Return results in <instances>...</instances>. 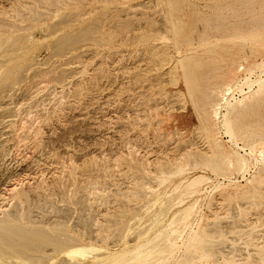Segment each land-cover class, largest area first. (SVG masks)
<instances>
[{
  "label": "rangeland",
  "instance_id": "1",
  "mask_svg": "<svg viewBox=\"0 0 264 264\" xmlns=\"http://www.w3.org/2000/svg\"><path fill=\"white\" fill-rule=\"evenodd\" d=\"M0 1L2 10H0V18L9 22L8 33L13 39L24 38L28 42L29 58L31 59L34 53L37 64L33 65L34 69L29 67L30 71L24 69L27 67L25 64L22 65L20 71L24 69L22 72L24 79L22 78L14 87L16 89L6 90V95L0 92V197L2 199L7 197L4 201L0 198V221L9 219L13 225L22 227L21 229L26 232L44 231L53 238V241L44 240L38 243L39 245L33 244V247L30 245L31 248L30 246L26 248L25 244V249L19 244V240L14 243L16 250L9 245L4 246L0 251V264H59L64 262L63 259L69 264L71 260L64 250L70 246L93 245L99 250L90 254L92 256L97 253L116 252L125 247L132 248L137 241L144 242L146 239L156 237L157 234L171 233L172 237H176L177 242H175L174 255L172 254L173 257L170 255L167 264H178L181 259L183 264L184 260L188 261L190 254L186 252L187 248L185 249L183 244L177 248L180 240L181 243L189 242L190 234L208 232L207 235L211 233L212 236L213 232L209 231L210 229H215L214 232L219 234L217 237L225 238L226 241L222 240L223 243L219 241L221 239L216 240L214 233L213 239L216 238L214 240L217 242L212 251L206 253L208 256L205 253L192 252L195 257L193 262L191 260L192 264L264 263V222L262 223L264 202L261 199L264 198V178L261 185H258L259 188L263 187L260 188L261 190L258 189L259 192L261 191V198L259 195L255 198L248 194L255 186L253 176L260 173L262 165L256 162L258 152L254 151L251 156L247 154L250 149L245 146V141H239V148L230 142L222 124L220 125L221 117L216 120V124L211 121L215 139L223 149H236L240 154L247 156L251 162L247 171L239 172L237 175L228 174V177L211 173L212 179L208 186L205 185L199 193H196L199 196L197 197L196 194L187 196L181 204L178 203L179 194L173 192L181 177H171L167 181L168 179L162 180L164 176L160 175L168 174L176 165L188 159L190 151L210 153L211 150L210 143L199 128L201 122L193 104V94L197 88L193 87L191 90L187 88L190 77L213 73L226 57H237L239 61L242 57L248 60L249 67L260 64L255 70L258 72L252 73V80L264 78V28L260 31L248 30L249 23L245 21H248L251 15L245 6L247 0H244L246 2L240 0V4L241 1L244 2V5H240L241 9L236 6L239 5L236 4L239 2L237 0L235 3L234 0H27L28 3L26 0ZM16 2L18 4L15 6ZM229 2L234 5L231 6ZM227 3L230 5L228 8L235 6L236 9H240L239 12L243 13L244 10L246 13L244 12L242 17L239 12L238 15L231 13V10L229 12L230 8H224ZM214 6L218 10L212 9ZM222 11L224 17H219L218 13ZM199 12L210 16V23L198 21ZM225 13H228L227 17ZM64 16L65 19L69 18L68 21H72L66 23L63 21ZM181 17L188 22L185 29H181ZM235 17H239L242 21L239 22L240 19ZM231 18L232 21L229 20ZM153 20L160 22L158 21V25L154 27ZM228 23L232 26L242 24L241 27L246 29L244 31L232 29V31L229 28L232 26ZM96 24L100 25L94 30L96 34L92 32L93 34L85 37V39L94 38L95 42L94 39L92 41L84 39L85 42L83 40L76 46H70V50H65L68 55L64 52L63 56L61 53V55H51L53 49L50 45L53 39L73 29L69 34L74 35L79 33L80 29ZM206 25H211L213 28H207L203 32L202 27ZM219 25L222 27H218ZM159 26L161 29L153 38L148 41H138L139 33L151 28L156 31ZM223 26H228L229 29L226 27L224 29ZM50 30L54 32L53 35L48 32ZM260 32L262 34L258 35ZM28 36H30L29 41H27ZM99 37L103 38V41ZM185 38L189 41H184ZM100 40L102 42L99 43ZM232 44L237 46L233 47ZM176 47L178 49H175ZM241 47L245 50H240ZM45 53L47 57L44 56ZM38 54L40 58H37ZM79 54L84 58L83 56L78 58V64L74 56ZM45 57L46 59L40 60ZM29 58L27 60L31 61ZM19 60L21 61V58ZM54 60L56 71L59 73L65 62L71 63L64 66L68 70L60 82L50 79L51 75L57 74L55 70L45 75V78L43 76L45 73H41V70L50 72L49 69L54 66L53 63L55 64ZM62 61L63 65L59 64ZM166 61L169 64L166 65ZM187 61L191 63L187 64ZM39 72L45 85L48 83L47 86H43L40 75H37L38 78L34 76ZM238 74L239 77L250 75L243 71ZM36 79L39 80L38 86H40L37 88ZM44 79H47L46 82ZM49 79L51 82L48 81ZM24 84L28 87L25 88ZM257 85L258 83H255L251 89L255 91ZM240 86L245 92L249 91L248 85L240 82L229 95V99L235 101L243 97ZM261 98L264 100L263 96ZM251 105L252 108L246 110L242 118L243 124L264 130L258 123L259 119H264V104ZM11 106L14 108L17 106L15 108L17 111ZM222 112H225L224 108ZM14 133L18 134V137L15 138ZM255 164L256 168L253 166ZM197 172L204 173L202 169H198ZM160 179L162 182H159ZM13 185H17L16 187L26 196L24 194L19 198L11 194L9 190ZM196 197L198 198L196 210L184 223H177L175 227H179V230L173 232L167 223L180 209L197 199ZM252 198L256 199V203ZM234 227L241 233L237 231L238 234L235 233ZM246 232L247 234L251 232V236H247ZM185 238L189 239L185 240ZM252 240H254L253 244H249ZM25 241L24 243L28 242ZM57 241H62L64 244L58 246L55 244ZM188 242L185 244L186 247ZM216 248L223 252L217 251ZM214 249L218 252V259L215 258L217 252L212 255ZM17 250H26V253H18ZM219 252L223 253V256ZM192 255L189 259H194ZM228 257L233 258L229 261ZM187 263L189 264L184 262Z\"/></svg>",
  "mask_w": 264,
  "mask_h": 264
},
{
  "label": "bare ground",
  "instance_id": "2",
  "mask_svg": "<svg viewBox=\"0 0 264 264\" xmlns=\"http://www.w3.org/2000/svg\"><path fill=\"white\" fill-rule=\"evenodd\" d=\"M11 1H13V0H11ZM16 1V0H15ZM15 1H14V3H15ZM75 1V0H74ZM165 1V0H164ZM197 1V0H196ZM223 1V0H222ZM237 1H239V2H237ZM236 2V4H238L239 3V5H236V6H238V8H240L241 9V6L240 5H242L244 2H246V1H244L243 3H242V1H241V4H240V0H237ZM1 2V1H0ZM5 2V1H4ZM18 2V1H17ZM16 2V4H15V6L18 4ZM26 2L28 3V1L26 0ZM51 2V1H50ZM151 2V1H150ZM202 2V1H201ZM232 2V1H231ZM3 3V2H2ZM1 3V4H2ZM154 4L155 3H157V2H153ZM218 3V2H217ZM221 3V2H220ZM230 3V2H229ZM229 3H227L226 5V7H224V8H228V6H230V5H228ZM233 3H235V0H234V2ZM69 4V3H68ZM230 4H232V3H230ZM246 4V3H245ZM7 5V4H6ZM141 5V4H140ZM143 5H145V3L143 4ZM142 5V6H143ZM194 5V4H193ZM218 5V4H217ZM234 4H232L231 6H233ZM244 5V4H243ZM2 6H3V4H2ZM25 6V5H24ZM39 6V5H38ZM155 6V5H154ZM153 6V7H154ZM195 6V5H194ZM246 6V8H247V12L251 15V16H249L248 14V18H247V16H245L246 14H244V16H245V18H247L248 19V21H245V22H248L249 24V27H248V30L249 31H260L261 29H263L264 28V0H247V4L245 5ZM244 6V7H245ZM4 7V6H3ZM28 7H29V5H28ZM34 7H35V9H36V6H35V4H34ZM144 7V6H143ZM147 7V6H146ZM145 7V8H146ZM152 7V8H153ZM218 7V6H217ZM221 7V6H220ZM222 7H223V5H222ZM243 7V6H242ZM5 8V7H4ZM8 8H9V6H8ZM17 8H19V7H17ZM17 8H16V10H17ZM26 8V7H25ZM59 8V7H58ZM136 8V7H135ZM155 8V7H154ZM180 8H181V6H180ZM186 8V7H185ZM193 8V7H192ZM216 7L214 6V8H212V9H215ZM219 8V7H218ZM230 8V9H229ZM228 9H229V12H230V10L232 11L231 13H233V14H237L238 15V12L240 11V9H236L235 8V6H234V8H231V7H229ZM29 9V8H28ZM34 9V10H35ZM50 8H48V10H49ZM183 9V8H182ZM191 9V8H190ZM217 9V8H216ZM236 9V10H235ZM242 9H245V8H242ZM1 10V9H0ZM179 10H181V9H179ZM209 10V9H208ZM218 10V9H217ZM221 10V9H220ZM219 10V11H220ZM225 10H227V9H225ZM224 10V11H225ZM2 11V10H1ZM10 11H11V9H10ZM38 11V10H37ZM58 11V10H57ZM211 11V10H210ZM216 11V10H215ZM219 11H216V12H219ZM30 12V11H29ZM39 12V11H38ZM188 12V11H187ZM227 12H228V10H227ZM243 13L245 12L244 10L242 11ZM58 13V12H57ZM156 13V12H155ZM223 11H222V13H218V15H219V17L221 16H223ZM241 15L243 14V13H241V12H239ZM246 13V12H245ZM12 14V13H11ZM16 14H17V12H16ZM18 14H19V16H20V13L18 12ZM35 14H36V12H35ZM41 14V13H40ZM42 14H44V13H42ZM199 16H198V21L199 20H203V21H206V22H209L210 23V20H211V17L210 16H208V15H204V14H202L201 12H199ZM28 15H31V14H29L28 13ZM38 16H39V14H37ZM152 14H150V16H151ZM227 15H228V13L226 14L225 13V16L227 17ZM230 15V14H229ZM241 15H240V17H241ZM6 16H7V14H6ZM26 16H27V14H26ZM72 16V15H71ZM76 16H78L77 14H76ZM137 16V15H136ZM150 16H148V17H150ZM160 15H158V17H159ZM195 16V15H194ZM22 17V16H21ZM75 17V16H74ZM213 17V16H212ZM216 17V16H215ZM224 17V16H223ZM232 17V16H231ZM242 17H243V15H242ZM251 17V18H250ZM31 18V17H30ZM55 18V17H54ZM53 18V19H54ZM57 18V17H56ZM76 18V17H75ZM74 18V19H75ZM133 18V17H132ZM150 18H152V17H150ZM155 18V17H154ZM159 18H161V16L159 17ZM182 18V17H181ZM237 18H239V17H235V19H237ZM19 19V18H18ZM17 19V20H18ZM64 19V20H63ZM62 20L63 21H68V19L69 18H67V19H65V16H64V18H63ZM70 19H73V18H71L70 17ZM73 19V20H74ZM220 19V18H219ZM232 19L233 18H231V19H229V20H231L232 21ZM234 19V20H235ZM240 19V18H239ZM238 19V20H239ZM10 20V19H9ZM21 20V19H20ZM32 20V19H31ZM55 20V19H54ZM76 20V19H75ZM226 20V19H225ZM228 20V21H229ZM238 20H236V21H238ZM246 20V19H245ZM22 21V20H21ZM42 21V20H41ZM63 21H61V23L63 22ZM72 20H70V21H68L69 23L71 22ZM159 22H160V20H158ZM158 21L157 20H153V22H152V25L155 27V26H157L158 25ZM181 21V29L183 28V29H185L188 25H187V21L185 20V19H181L180 20ZM216 21H217V19H216ZM215 21V22H216ZM223 21H224V18H223ZM240 21H242V19H240L239 20V22ZM244 21V20H243ZM64 22V23H65ZM99 22V21H98ZM218 22V21H217ZM227 22V21H226ZM244 22V23H245ZM53 23V22H52ZM63 23V24H64ZM67 23V22H66ZM73 23V22H72ZM116 23L117 22H115L114 24L116 25ZM212 23V22H211ZM219 23V22H218ZM230 23V22H229ZM229 23H228V25H229ZM20 24V23H19ZM114 24H113V26H114ZM206 24V23H205ZM223 24V23H222ZM231 24H232V22H231ZM8 25H9V22H7L5 19H2V18H0V92L2 93V92H4V94H2V95H6V90H11V91H14L16 88H14L17 84H19L20 83V81H21V79L24 77V76H22L24 73H22L23 72V70L24 69H28V71H30V69H29V67H32L31 69H34V67H33V65L35 66V65H37L36 64V56H34V53H33V57L31 56V59L29 58V56H30V51H29V44H28V42H26L25 40H24V38H21V39H19V38H12V35L11 34H9L8 33ZM56 25H58V24H56ZM97 25V24H96ZM89 25V26H86V27H84L82 30L80 29V31H79V33L77 32L76 34H74V32H73V34L74 35H71V34H69V33H71L73 30H71V31H69V33H65L64 35H59V38H55V39H53V42H51V48L53 49V53L51 52V55H55L56 56V54L57 55H61L62 54V56H63V52L65 51V50H70L69 49V47L70 46H72V45H75L76 46V44H79V43H81L84 39H85V37L86 36H88V35H90L92 32H94V30H95V28H97V27H100V25ZM107 25V24H106ZM239 25V24H238ZM244 25V24H243ZM246 25V24H245ZM12 26H14L13 24H12ZM21 26H24L25 27V25H20V27ZM27 26V25H26ZM31 26V25H30ZM53 26H55V25H53ZM165 26V25H164ZM203 26V25H202ZM229 26H232V25H229ZM241 26H242V24H241ZM241 26H237L236 24H233V26L232 27H229V28H231L230 30H234V31H244L246 28H243V27H241ZM57 27V26H56ZM130 27V26H129ZM169 27V26H168ZM167 26H166V28H168ZM218 27H222V25H219ZM224 27V29H225V27H226V29L228 28V26H223ZM19 28V27H18ZM53 28V27H52ZM55 28V27H54ZM53 28V29H54ZM81 28V27H80ZM108 28V27H107ZM109 28H111V27H109ZM108 28V29H109ZM207 28H213L211 25H206L205 27H202V30H203V32L205 31V30H207ZM228 28V29H229ZM10 29V28H9ZM31 29V28H30ZM56 29H58V28H55V30ZM101 29H102V27H101ZM159 29H161L160 28V26L159 27H157V30L155 31V29L154 28H151V29H149L148 31H145V32H141V33H139L138 34V37H139V39H138V41L139 42H143V41H148L149 39H151V38H153L154 36H155V34H157V32H158V30ZM198 29V28H197ZM219 29V28H218ZM21 30H22V28H21ZM52 30V29H51ZM51 30L50 31H48V32H50L51 34L52 33H54V32H56V31H54V30H52V31H54V32H51ZM178 30V29H177ZM187 30V29H186ZM209 30V29H208ZM232 30V31H233ZM247 30V31H248ZM98 31V30H97ZM107 31V30H106ZM135 31H136V29H135ZM169 31V30H168ZM65 32V31H64ZM68 32V31H67ZM226 32H228L227 30H226ZM225 32V34H227ZM95 33V32H94ZM219 33H220V31H219ZM231 33H233V32H231ZM230 33V34H231ZM49 34V33H48ZM61 34H62V32H61ZM93 34V33H92ZM96 34V33H95ZM131 34V33H130ZM162 34V33H161ZM262 33L260 32V34H258V35H261ZM53 35V34H52ZM114 35V34H113ZM128 36H129V34H127ZM167 35H168V33H167ZM236 35V34H235ZM108 36V35H107ZM126 36V35H125ZM232 36V35H231ZM55 37V36H54ZM164 37V36H163ZM170 37H171V35H170ZM244 37V36H243ZM242 37V38H243ZM28 38V40L27 41H29V39H30V36H28L27 37ZM99 38H101V37H99ZM86 39H88V38H86ZM85 39V40H86ZM91 39V41L94 39H92V38H89L88 40H90ZM163 39V38H162ZM164 39H165V37H164ZM225 39V38H224ZM237 39V38H236ZM85 40L83 41V42H85ZM101 40L103 41V38H101ZM99 41V43L100 42H102V41ZM119 40H120V38H119ZM118 40V41H119ZM170 40H171V38H170ZM181 40V39H180ZM184 41H189V39L188 38H185V39H183ZM233 40H235V39H233ZM238 40H239V38H238ZM37 41V40H36ZM105 41H107V40H105ZM131 41V40H130ZM212 41V40H211ZM94 42H95V39H94ZM97 43H98V40L96 41ZM152 42V41H151ZM204 42V41H203ZM205 42H207V41H205ZM231 42V41H230ZM168 43H169V39H168ZM181 43V42H180ZM183 43H185V42H183ZM104 44V43H103ZM120 44V43H119ZM127 44V43H126ZM173 44V43H172ZM187 44V43H186ZM231 44V43H230ZM240 44H242V43H240ZM237 45H238V43H237ZM236 45V46H237ZM243 45V44H242ZM140 46V45H139ZM173 46V45H172ZM177 46V45H176ZM232 46H233V44H232ZM235 46V44H234V46L233 47H236ZM246 46V45H245ZM47 47V46H46ZM46 47H45V49H46ZM81 47V46H80ZM130 47V46H129ZM50 48V50L52 51V49ZM77 49H78V47H76ZM183 48V47H182ZM72 49V48H71ZM175 49H178L177 47L175 48ZM237 49V48H236ZM235 49V50H236ZM240 50L241 49H243L242 47L241 48H239ZM74 50H75V48H74ZM173 50V49H172ZM183 50V49H182ZM189 50V49H188ZM243 50H245V49H243ZM82 51V50H81ZM85 51V50H84ZM93 51V50H92ZM175 51V50H174ZM177 51V50H176ZM187 51V50H186ZM185 51V52H186ZM237 51H238V49H237ZM46 52H47V50H46ZM50 51H48V53H49ZM86 52V51H85ZM173 52V51H172ZM179 52V51H178ZM195 52V51H194ZM241 52V51H240ZM37 53H39V52H36V54ZM61 53V54H60ZM93 53V52H92ZM242 53H243V51H242ZM241 53V54H242ZM244 53H247V52H244ZM32 54V53H31ZM41 54V53H40ZM44 54V53H43ZM64 54H66L65 52H64ZM69 54V53H68ZM68 54H66V55H68ZM82 54V53H81ZM81 54H79L78 56L76 55V56H74L75 58H77V61H78V58H82V56H81ZM85 54V53H84ZM177 54H179V53H177ZM183 54H184V51H183ZM182 54V55H183ZM49 55H50V53H49ZM50 55V56H51ZM180 55V54H179ZM188 55V54H187ZM249 55H251V53L249 54ZM44 56H46V53H45V55ZM43 56V57H44ZM48 56V55H47ZM46 56V57H47ZM49 56V57H50ZM166 56V55H165ZM176 56H178V55H176ZM175 56V57H176ZM184 56V55H183ZM46 57L45 58H41L40 60H42V59H46ZM70 57H72V56H70ZM151 57V56H150ZM21 58V61L19 60ZM29 58V60H31V61H28L27 59ZM37 58H40L39 57V54H38V56H37ZM83 58H84V56H83ZM141 58V57H140ZM168 58H171V57H168ZM177 58V57H176ZM180 58V57H179ZM184 58V57H183ZM252 58V57H251ZM50 59V58H49ZM48 59V60H49ZM66 59H68V58H66ZM149 59V58H148ZM221 59V58H220ZM241 59V61H239V58H237V57H226V58H224L223 60H222V64L221 65H219V66H217L216 68H215V71L213 72V73H209V74H207V75H203V76H201V77H197V75H195V76H192V77H190V81L187 83V88L188 89H192L193 87L195 88H197L195 91H194V94H193V104H194V106H195V109H196V111H197V114H198V118H199V120H200V122H201V127H199L201 130H202V133L204 134V136H205V138L207 139V141L210 143V145H211V150H210V153L208 152V153H200V152H192V151H190V153L188 152V156H189V158L188 159H184V161L182 162V163H180V164H178V165H176V167L173 169V170H171L170 172H168V174H166V175H162V174H160L161 176H164L163 177V179L162 180H164V179H168L167 181H169L170 180V178L171 177H175V176H177V177H181V179L176 183V185H175V187H174V189H173V192H176V193H178L179 194V196L177 197V198H179V201H178V203H184V200H185V198L187 197V196H192V195H194V194H196V193H199L203 188H204V186L205 185H207L208 183H209V181L212 179V176L210 175L211 173H213L214 175L215 174H218V175H226L227 177H228V174H233V175H237V173H239V172H244V171H247L248 170V168H249V166H250V159L247 157V156H245V155H243V154H240L239 152H238V150H236V149H231V150H225V148L223 149L222 148V145L218 142V140H216L215 139V136H214V134H213V130H214V127H212V122L211 121H213V123L214 124H216V120L218 119L219 120V118L221 117V120H222V123L220 122V125L222 124V127L224 128V130H225V132L224 133H226L228 136H229V140H230V142L231 143H233L234 144V146H236V147H238V144H239V141H245V146L246 147H249V149H250V152L249 153H247L249 156H251V155H253L254 154V151L255 152H258L257 154H258V157L256 158V162H258V163H261V165H262V168H260V173L258 174V175H254L253 177L255 178V183H254V185H252V186H254V188H252V190H251V193H249L248 191V194H250V196L252 195V197H257L258 195H259V198H261L260 197V194H261V191L259 192V190H261L260 188H263L262 186H260V188H259V186L258 185H261V182L263 181V178H264V130H259L258 128H255V127H252L251 125V127H249V126H246L245 124H243V122H242V118L244 117V115L246 114V110H248L249 108H252V103L254 104V103H256V104H258V105H262V104H264V100L261 98L262 96L264 97V78L263 79H259V80H252L251 79V76H252V73L256 70V68H258L259 66H260V64H258V65H253V66H248V60L246 59V58H240ZM69 60V59H68ZM67 60V61H68ZM187 60V59H186ZM190 60V59H189ZM252 60V59H251ZM20 61V62H19ZM57 61V60H56ZM72 60L70 59V61L69 62H71ZM86 61V60H85ZM182 61H184V60H182ZM47 62V61H46ZM54 62H55V60H54ZM64 62H65V60H64ZM68 62V63H69ZM199 62V61H198ZM201 62V61H200ZM199 62V63H200ZM220 62V61H219ZM250 62V61H249ZM67 62H65V65H68V63L66 64ZM154 63V62H153ZM166 63H168L167 61L165 62V64ZM181 63V62H180ZM189 63V61H187V64ZM191 63V62H190ZM189 63V64H190ZM25 64V66H27V67H25L24 69L22 68V71H20V67L22 66V65H24ZM42 64V63H41ZM41 64H39V65H41ZM59 64H61V65H63V61L61 62V63H59ZM71 63H69V65H70ZM72 64H74V63H72ZM78 64H79V61H78ZM81 64V63H80ZM157 64V63H156ZM155 64V65H156ZM169 64V63H168ZM185 64H186V62H185ZM186 64V65H187ZM193 64V63H192ZM191 64V65H192ZM45 65V64H44ZM53 67L51 68V69H49V71L50 72H48V70H44L43 72H42V70H41V73H45L43 76H44V78H45V75H48V74H51V72L53 71V70H55L56 71V67H55V65H56V62H55V64L53 63ZM58 65V64H57ZM65 65H63V68L61 69L60 67H59V69H61V72L59 73V71L57 72L56 71V73L57 74H55V72H53L55 75H51V80H55V81H57V80H59V82L61 81L60 79H64V75H65V72L68 70V69H66V68H64V66ZM167 65V64H166ZM177 65V64H176ZM197 65H198V63H197ZM51 66V65H50ZM72 66V65H71ZM77 66V65H76ZM76 66H74V67H76ZM137 66V65H136ZM163 66V65H162ZM179 66V65H178ZM183 66H185L184 65V62H183ZM2 67H4V68H2ZM58 67V66H57ZM73 67V69H75ZM125 67V66H124ZM55 68V69H54ZM157 68V67H156ZM46 69V68H45ZM76 70H77V68H76ZM258 70V69H257ZM261 70H263V69H261ZM240 71H243L244 73H249L250 75L249 76H245V77H239V75L240 74H238ZM26 72V71H25ZM31 72H32V70H31ZM256 72V71H255ZM258 72V71H257ZM256 72V73H257ZM36 73H37V70H36ZM41 73L39 72L38 74H34V76L35 77H37V75H40L41 76V78H42V75H41ZM67 73V72H66ZM68 73H70V71H68ZM72 73V72H71ZM75 73V72H74ZM255 73V74H256ZM73 74V73H72ZM171 74V73H170ZM254 74V73H253ZM31 75H33V73L31 74ZM95 75V74H94ZM172 75V74H171ZM33 76V77H34ZM39 76V77H40ZM54 76V78H52ZM71 76V75H70ZM241 76H243L242 74H241ZM33 77H32V80H31V82L33 81ZM34 77V78H35ZM50 77V76H49ZM48 77V78H49ZM68 77V76H67ZM38 78V77H37ZM99 78V77H98ZM24 79V78H23ZM48 80L49 82H51V80ZM62 79V80H63ZM45 80H47V79H44V81ZM23 81V80H22ZM35 81V80H34ZM36 81L37 82H35V83H37V84H35V87L37 88V87H40V86H38V81L39 80H37L36 79ZM41 81L43 82V78L41 79ZM40 81V82H41ZM30 82V84L32 85L33 84V82L31 83ZM46 82V81H45ZM240 82H243V84H246V85H248V88H249V91H247V92H245L244 91V88H242L241 86H240V90L243 92V97L242 98H240V99H236L235 101H232L231 99H229V95L231 94V92H233L234 90H235V88L236 87H238L239 86V83ZM44 83V82H43ZM255 83H258V85L256 86V87H258L255 91H253L251 88H252V86L255 84ZM27 84V83H26ZM24 84V86H25V88H26V86L29 84ZM48 84V83H47ZM47 84L45 85V83H44V85L43 86H47ZM37 85V86H36ZM50 86V85H49ZM244 86V85H243ZM28 87V86H27ZM53 87H55V86H53ZM53 87H51V88H53ZM14 88V90H12ZM17 88H18V86H17ZM42 88V87H41ZM50 88V87H49ZM31 89V88H30ZM40 89V88H39ZM254 89H255V87H254ZM26 90V89H25ZM38 90V89H37ZM41 90V89H40ZM238 91H239V89H237ZM7 91V93H9V94H11L10 92H8ZM26 91H28V90H26ZM241 91H239V92H241ZM251 91H252V93H251ZM31 92V91H30ZM30 92H28L29 93V95H30ZM35 92V91H34ZM52 92V91H51ZM55 92V91H54ZM241 92V93H242ZM0 93V94H1ZM33 93V92H32ZM46 94V93H45ZM51 94H53V93H51ZM50 94V95H51ZM8 95V94H7ZM13 95V94H12ZM26 95V94H25ZM49 95V94H48ZM15 97V96H14ZM19 97V96H18ZM21 97V96H20ZM231 97V96H230ZM3 98H4V96H3ZM2 98V99H3ZM6 98V97H5ZM232 98V97H231ZM1 99V98H0ZM25 99V98H24ZM23 100V99H22ZM63 100V99H62ZM54 101H55V99H54ZM23 102V101H22ZM64 102V101H63ZM1 103V102H0ZM18 103V102H17ZM7 105L10 107V105L7 103ZM6 105V106H7ZM4 106V105H3ZM15 106V105H14ZM14 106L12 107V108H14ZM1 107V106H0ZM17 107V106H16ZM15 107V108H16ZM37 107V106H36ZM40 107V106H39ZM50 107V106H49ZM12 108H10L11 110H12ZM13 109L14 111L16 110V109ZM222 108H224V110H225V112H222ZM8 109V108H7ZM12 110V111H13ZM11 111V112H12ZM13 111V112H14ZM17 111V110H16ZM48 111V110H47ZM12 112V113H13ZM38 112V111H37ZM35 113V112H34ZM48 114V113H47ZM171 114V113H170ZM8 115V114H7ZM10 115H11V113H10ZM31 115V114H30ZM29 115V116H30ZM12 116V115H11ZM21 116V115H20ZM26 116H28L27 114H26ZM35 116V115H34ZM250 116V115H249ZM9 117V116H8ZM25 117V116H24ZM47 117V116H46ZM40 119V118H39ZM252 119V118H251ZM258 118L256 117V119L255 120H257ZM20 120V119H19ZM70 120V119H69ZM68 120V121H69ZM249 121V120H248ZM252 121V120H251ZM14 122V121H13ZM23 122H25V121H23ZM247 122V121H246ZM18 123H19V121H18ZM28 123V122H27ZM30 123V122H29ZM28 123V124H29ZM68 123V122H67ZM258 123H259V125H260V127H261V129L262 128H264V119H259L258 120ZM16 124V123H15ZM14 123H13V125H15ZM22 124V123H21ZM73 124V123H72ZM77 124V123H76ZM23 125V124H22ZM26 125V124H25ZM28 126V125H27ZM217 126V125H216ZM218 126H219V123H218ZM15 127V126H14ZM33 127V126H32ZM69 127V126H68ZM71 127V126H70ZM17 129H18V127H16ZM21 128H22V126H21ZM20 128V129H21ZM24 128V127H23ZM77 128V127H76ZM10 129V128H9ZM13 129V128H12ZM25 129V128H24ZM219 129V128H218ZM217 129V130H218ZM16 130V129H15ZM221 130V129H220ZM223 130V131H224ZM13 131V130H12ZM25 131V130H24ZM66 131V130H65ZM11 132V131H10ZM17 132V131H16ZM15 132V133H16ZM14 133V134H15ZM22 133H23V130H22ZM21 133V134H22ZM69 133V132H68ZM20 134V135H21ZM49 134V133H48ZM219 134V133H218ZM16 135V136H15ZM14 135V137L16 138V137H18L17 135L18 134H15ZM19 135V136H20ZM28 135V134H27ZM27 135H26V137H27ZM59 135V134H58ZM61 136V135H60ZM22 137V136H21ZM47 137H49V136H47ZM52 137V136H51ZM29 138V137H28ZM57 138V137H56ZM14 139V138H13ZM18 139V138H17ZM20 139V138H19ZM48 140V139H47ZM11 141V140H10ZM20 141V140H19ZM27 141V140H26ZM57 141V140H56ZM25 142V141H24ZM38 142V141H37ZM11 143V142H10ZM19 143V142H18ZM18 143H17V145H18ZM46 144V143H45ZM32 145V144H31ZM16 146V145H15ZM36 147V146H35ZM239 148V147H238ZM241 148V147H240ZM242 149V148H241ZM184 154V153H183ZM185 154H187L186 152H185ZM28 155V154H27ZM256 155V154H255ZM29 156V155H28ZM130 156V155H129ZM257 156V155H256ZM57 160V159H56ZM178 160H180V159H178ZM181 160H183V159H181ZM72 162H73V160H72ZM261 165H260V167H261ZM253 166H255V168H256V164L255 165H253ZM198 169H202L203 171H204V173H202V174H199L198 172H197V170ZM146 170V169H145ZM257 170V169H256ZM258 171V170H257ZM256 173V172H255ZM254 173V174H255ZM212 174V175H213ZM236 177V176H235ZM159 179V178H158ZM173 179V178H172ZM253 179V178H252ZM161 180V179H160ZM162 180L161 181H159V182H162ZM175 181H177V180H175ZM250 181H252V180H250ZM172 182V181H171ZM23 183V182H22ZM165 183H166V181H165ZM169 183V182H168ZM219 183V182H218ZM162 184H164V182L162 183ZM171 184H173V182L171 183ZM223 184V183H222ZM263 184V183H262ZM161 185V184H160ZM166 185V184H165ZM219 185V184H218ZM17 186V185H16ZM15 185H13L11 188H10V192H11V194H13V195H16V196H18L19 198H22V196L25 194V193H23V191H20L19 189H18V187H16ZM168 186V185H167ZM208 186V185H207ZM7 187V186H6ZM163 188H164V186H162ZM220 187H222V186H220ZM250 187V186H249ZM21 188V190H22V187H20ZM92 188V187H91ZM6 189V188H5ZM4 189V190H5ZM152 189V188H151ZM151 189H150V191H151ZM158 189H160V188H158ZM166 189V188H165ZM249 189H251V187L249 188ZM259 189V190H258ZM154 190V189H153ZM155 190H157V189H155ZM172 190V189H171ZM171 190H169V191H171ZM257 190H258V192H257ZM7 191V190H6ZM8 191V192H9ZM165 191V190H164ZM238 191V190H237ZM156 192V191H155ZM160 192H161V190H160ZM235 192H236V189H235ZM1 193V192H0ZM203 193V192H202ZM201 193V194H202ZM259 193V194H258ZM170 194V193H169ZM231 194V193H230ZM234 194V193H233ZM247 194V193H246ZM245 194V195H246ZM12 195V196H13ZM159 195H161V193L159 194ZM243 195V194H242ZM5 196V195H4ZM25 196H26V194H25ZM25 196L23 197V198H25ZM196 196H197V194H196ZM198 196H199V194H198ZM197 196V197H198ZM249 196V195H248ZM250 196H249V198H250ZM195 197V196H194ZM196 197V198H197ZM243 197H244V195H243ZM263 197H264V195H263ZM1 198V197H0ZM7 197H3V199L1 198V200L2 201H4V199H6ZM15 198V197H14ZM245 198H247V197H245ZM154 199V198H153ZM248 199V198H247ZM254 198H252V200H253ZM261 199H263V202H264V198H261ZM260 199V200H261ZM25 200H26V198H25ZM176 200V199H175ZM250 200H251V198H250ZM255 200V203H256V199H254ZM197 201H198V198L197 199H195L193 202H191V203H189L188 205H186L185 207H183L182 209H180L179 210V212L173 217V219L170 221V222H168L167 224H168V226L169 227H171L172 228V231L173 232H177L179 229V227H175V225L177 224V223H184L193 213H194V211L196 210V208H197ZM155 202V201H154ZM170 202V201H169ZM261 202H262V200H261ZM149 203V202H148ZM247 203H250L249 201H247ZM254 203V202H253ZM1 204V203H0ZM262 204V203H261ZM3 205V204H2ZM10 205V204H9ZM259 205H260V203H259ZM1 206V205H0ZM1 208V207H0ZM236 213V212H235ZM11 215V214H10ZM222 216V215H221ZM263 218V217H262ZM264 219V218H263ZM235 220V219H234ZM264 221L262 220V223H263ZM189 223H191V222H189ZM166 224V225H167ZM194 224H195V222H194ZM193 224V225H194ZM216 224H218V222L216 223ZM216 224H214L215 226H216ZM264 224V223H263ZM188 226H190V225H192V224H187ZM213 225V226H214ZM214 226V228H216ZM218 227L217 228H219L220 226H219V224L217 225ZM165 227H167V226H165ZM195 227V226H194ZM193 227V228H194ZM205 227V226H204ZM210 227V226H209ZM212 227V226H211ZM235 227H238V225L236 226L235 225ZM234 227V228H235ZM22 227H17V226H15V225H13L12 224V222H10L9 221V219H5V220H1L0 221V251H2L3 249H4V246H7V245H9L10 247H12L13 249H15L16 250V244H14L16 241H18V242H20L19 244L22 246V247H24V249H25V244H26V248H28V246H30V245H32V247H33V244H34V246H36V245H39L38 243H40L41 241H46V240H52L53 241V238L52 237H50V236H48L47 234H46V232H44V231H41V232H36V231H30V232H26V231H24V230H22L21 229ZM146 228H147V226H146ZM252 228V227H251ZM254 228V227H253ZM252 228V229H253ZM163 229V228H162ZM161 229V230H162ZM185 229H187L186 227H185ZM191 229H192V227H191ZM191 229H190V231H191ZM251 229V230H252ZM182 230H184V229H182ZM188 230V229H187ZM194 230V229H193ZM207 230V229H206ZM214 230L215 229H210L209 231H212L213 232V234L215 233L214 232ZM221 230V229H220ZM241 230V229H240ZM200 231H202V229L200 230ZM226 231V230H225ZM241 233L237 228H235V233ZM249 231H250V229H249ZM165 232V231H164ZM183 232V231H182ZM189 232V231H188ZM207 232V231H206ZM221 233L223 232V231H220ZM248 232V231H247ZM247 232H246V234H247ZM252 232V231H251ZM251 232H249L250 234H247V236L249 235V236H251ZM156 233V232H155ZM190 233V232H189ZM210 233V232H209ZM219 233V232H218ZM220 233V234H221ZM237 233V234H238ZM157 234V233H156ZM168 234H169V232H168ZM172 234V233H171ZM171 234H169V235H164V234H161V235H159V234H157V236L156 237H154V238H149V239H146L144 242H139L138 243V241H137V243H136V245H134L133 247L132 246H130V247H132V248H123V249H121V250H119V251H116V252H104V253H97V254H93L92 256L90 255V254H92L94 251H97V250H99L98 248H96L95 246H93V245H87V244H77V245H74V246H70L69 248H67L66 250H64V252H65V254L70 258V260H71V262H68L69 264H167V260L172 256L173 257V255H174V248H175V242H177L175 239H176V237L175 236H173L172 237V235ZM178 234H180V233H178ZM182 234V233H181ZM184 234V233H183ZM207 234H208V232H207ZM206 233H199V234H196V235H194V234H192V235H194L193 237H191L190 235H188L189 236V238H190V240H189V242L188 241H186V243L188 242V244H187V247H186V243H184V242H182L181 243V240H180V243L178 244L179 246L177 247V248H179L180 247V244L182 245L183 244V247L185 246V249L187 250L186 252L188 253V254H190V256L193 254L192 252H194L195 254L196 253H198L199 252V254L200 253H208V252H211L212 251V248L214 247V245L216 244V240H219V239H221L220 238V236H218L217 237V235H219V234H217V233H215L216 234V237H217V239L216 238H214V239H216V240H214L213 239V237H214V235L212 234V236L209 234V235H207ZM186 235V234H185ZM223 236H224V234H222ZM221 235V236H222ZM253 236V235H252ZM180 237H181V235H180ZM185 237V236H184ZM179 238V237H178ZM188 238V239H189ZM192 238V239H191ZM244 238V237H243ZM253 238V237H252ZM188 239H186L185 238V240H188ZM250 238H248V240H249ZM25 240H27V241H25ZM68 240V239H67ZM144 240V239H143ZM175 240V241H174ZM222 240H224V242L226 241V239L224 238H222L221 240H219V241H222ZM247 240V241H248ZM255 240V239H254ZM254 240H252L251 241V243H249V244H253L252 242L254 241ZM24 241L25 242H27V243H24ZM218 241V242H219ZM241 242H242V240H240ZM247 241L245 242V243H247ZM73 242V241H72ZM223 242V241H222ZM222 242H219L220 244L222 243ZM223 242V243H224ZM237 242V241H236ZM129 243H130V241H129ZM222 243V244H223ZM244 243V242H243ZM36 244V245H35ZM55 244L56 245H63L64 244V242H62V241H57V242H55ZM233 244V243H232ZM126 245V244H125ZM255 245H257L256 243H255ZM117 246V245H116ZM219 246V245H218ZM261 247V246H260ZM259 247V248H260ZM29 248H31V246L29 247ZM177 248L175 249V250H177ZM257 248V247H256ZM23 249V248H22ZM118 249V248H117ZM262 249H263V245H262ZM216 250H217V248H216ZM256 250H258V248L256 249ZM255 250V251H256ZM13 251V250H12ZM26 250H20V251H18L17 250V252L18 253H22V252H25ZM179 251V250H178ZM177 251V252H178ZM185 251V250H184ZM189 251V252H188ZM217 251H222V250H220V249H218ZM216 251V252H217ZM215 252V249H214V252L212 253V255L214 254V253H216ZM219 252V254L220 255H222L223 253H220ZM223 252V251H222ZM258 252V251H257ZM261 252V251H260ZM26 253V252H25ZM254 253V252H253ZM173 254V255H172ZM194 254V255H195ZM211 254V253H210ZM209 254V255H210ZM21 255V254H20ZM171 255V256H170ZM204 255V254H203ZM207 256H208V254H206ZM211 255V257H213ZM216 255V259H218L217 257H219V256H217L218 255V252L215 254ZM23 256H24V254H23ZM182 256V255H181ZM189 256V257H190ZM202 256V255H201ZM223 256V255H222ZM258 256V255H257ZM90 257V259H88ZM187 257V256H186ZM189 257H188V261L187 260H184L183 261V264H184V262L186 261V262H189V264H190V262H191V260H192V262L195 260V257H193V255H192V257L194 258V259H189ZM191 257V258H192ZM225 257V256H224ZM259 257H262V256H259ZM258 257V258H259ZM183 258H185V257H183ZM198 258H199V256H198ZM205 258H206V256H205ZM209 258H210V256H209ZM226 258V257H225ZM231 258H233V257H231ZM231 258H227L229 261H231L230 259ZM256 258V257H255ZM264 258V257H263ZM262 258V259H263ZM48 259H50V258H48ZM185 259H187V258H185ZM227 259H225V260H227ZM53 260V259H52ZM179 260V259H178ZM197 260V259H196ZM203 260V259H202ZM227 260V261H228ZM233 260V259H232ZM261 260V259H260ZM63 261L64 262H60L59 264H66L65 263V260L63 259ZM206 261H207V259H206ZM226 261V262H227ZM182 262V259H181V261L178 263V264H180ZM192 262H191V264H192ZM18 263H19V261H18ZM169 263V262H168ZM228 263V262H227ZM52 264V263H51ZM170 264V263H169ZM182 264V263H181ZM188 264V263H187ZM264 264V263H263Z\"/></svg>",
  "mask_w": 264,
  "mask_h": 264
}]
</instances>
